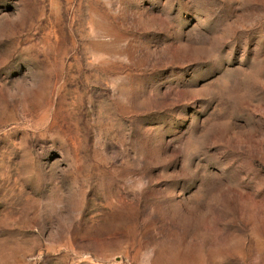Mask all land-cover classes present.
<instances>
[{"label":"rangeland","instance_id":"374dc122","mask_svg":"<svg viewBox=\"0 0 264 264\" xmlns=\"http://www.w3.org/2000/svg\"><path fill=\"white\" fill-rule=\"evenodd\" d=\"M0 264H264V0H0Z\"/></svg>","mask_w":264,"mask_h":264}]
</instances>
